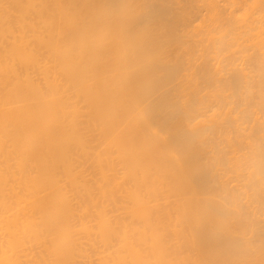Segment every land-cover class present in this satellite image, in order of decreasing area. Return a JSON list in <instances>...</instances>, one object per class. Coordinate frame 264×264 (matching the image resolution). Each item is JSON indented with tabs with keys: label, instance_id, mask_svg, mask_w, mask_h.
Returning a JSON list of instances; mask_svg holds the SVG:
<instances>
[{
	"label": "bare ground",
	"instance_id": "obj_1",
	"mask_svg": "<svg viewBox=\"0 0 264 264\" xmlns=\"http://www.w3.org/2000/svg\"><path fill=\"white\" fill-rule=\"evenodd\" d=\"M241 194L264 0H0V264H264Z\"/></svg>",
	"mask_w": 264,
	"mask_h": 264
},
{
	"label": "rangeland",
	"instance_id": "obj_2",
	"mask_svg": "<svg viewBox=\"0 0 264 264\" xmlns=\"http://www.w3.org/2000/svg\"><path fill=\"white\" fill-rule=\"evenodd\" d=\"M230 176H231V174H227V173H225L224 174V176H223V178L228 182V184H229V186H230V184H231V182H230ZM239 191H243V187H239ZM238 191V192H239ZM241 201H242V203H241V212H243V213H245V214H247L248 216H250V218L253 220L254 219V217H255V220L256 221H258V222H261V225L260 224H257L256 222H255V220H253L254 222H255V224H257L256 226H258V225H260V226H263L264 225V217H263V215L264 214H262V213H264L263 211V207H261L262 205L264 206V203H260L261 204V206H258L259 207V209H258V207L257 208H255L254 207V204H252L251 202L249 203V201L247 200L248 198H246V196L244 195V194H241ZM256 204V203H255ZM259 204V205H260ZM245 205V206H244ZM244 207V208H243ZM255 208V209H254ZM263 208V209H262ZM243 209V210H242ZM261 209L263 210V211H261ZM260 210V212H258ZM256 213V214H255ZM260 213V214H259ZM260 217V218H259ZM263 217V218H262ZM261 220V221H260ZM263 221V222H262ZM259 226V227H260ZM264 227V226H263ZM263 227H261L260 229H263L264 230V228ZM251 234V233H250ZM245 234V236H247V238L249 237V238H251V239H254V234ZM250 235V236H249ZM246 238V239H247ZM248 238V239H249ZM248 252H250V251H248ZM250 253H252V250H251V252Z\"/></svg>",
	"mask_w": 264,
	"mask_h": 264
}]
</instances>
